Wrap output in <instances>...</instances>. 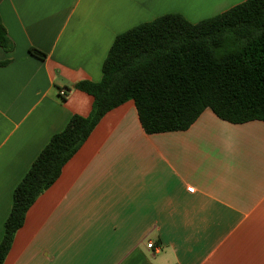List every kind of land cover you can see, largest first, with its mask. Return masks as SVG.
I'll list each match as a JSON object with an SVG mask.
<instances>
[{
  "label": "crops",
  "instance_id": "crops-1",
  "mask_svg": "<svg viewBox=\"0 0 264 264\" xmlns=\"http://www.w3.org/2000/svg\"><path fill=\"white\" fill-rule=\"evenodd\" d=\"M245 1L0 0L15 44L0 47V242L35 160L73 116L90 115L76 84L101 81L118 36ZM4 264H264V122L207 109L185 132L149 135L134 102L109 112L29 209Z\"/></svg>",
  "mask_w": 264,
  "mask_h": 264
},
{
  "label": "trees",
  "instance_id": "trees-1",
  "mask_svg": "<svg viewBox=\"0 0 264 264\" xmlns=\"http://www.w3.org/2000/svg\"><path fill=\"white\" fill-rule=\"evenodd\" d=\"M0 47L6 53L15 50L1 14ZM30 53L47 58L37 49ZM76 89L93 98L92 111L87 117L73 116L16 187L0 264L29 209L101 120L120 106L134 102L149 135L185 132L207 109L231 124L264 122V0H247L196 24L180 14L141 24L115 39L101 81H82Z\"/></svg>",
  "mask_w": 264,
  "mask_h": 264
},
{
  "label": "built area",
  "instance_id": "built-area-1",
  "mask_svg": "<svg viewBox=\"0 0 264 264\" xmlns=\"http://www.w3.org/2000/svg\"><path fill=\"white\" fill-rule=\"evenodd\" d=\"M60 97L63 98V97H66V92L65 91H60ZM188 192L190 193H194V189L193 188H188ZM153 247V244H149L148 245V248H152Z\"/></svg>",
  "mask_w": 264,
  "mask_h": 264
}]
</instances>
